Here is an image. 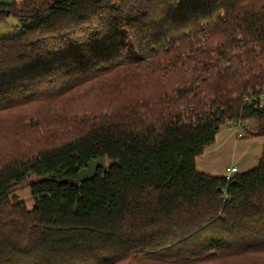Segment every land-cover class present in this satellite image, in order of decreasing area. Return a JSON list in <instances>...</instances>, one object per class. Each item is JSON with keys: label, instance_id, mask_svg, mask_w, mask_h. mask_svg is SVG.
Returning <instances> with one entry per match:
<instances>
[{"label": "trees", "instance_id": "1", "mask_svg": "<svg viewBox=\"0 0 264 264\" xmlns=\"http://www.w3.org/2000/svg\"><path fill=\"white\" fill-rule=\"evenodd\" d=\"M10 18L0 264H264V147L231 180L196 164L222 127L264 116L243 100L264 88V0L0 4Z\"/></svg>", "mask_w": 264, "mask_h": 264}, {"label": "crops", "instance_id": "2", "mask_svg": "<svg viewBox=\"0 0 264 264\" xmlns=\"http://www.w3.org/2000/svg\"><path fill=\"white\" fill-rule=\"evenodd\" d=\"M23 1L26 0H12V2ZM245 124L252 127L251 122ZM260 133H255L251 128L249 137L237 139L235 130L231 128L220 131L215 144L197 158L198 170L212 176H227L231 166H236L240 173L252 169L251 165L257 157L259 161L264 147V136H259Z\"/></svg>", "mask_w": 264, "mask_h": 264}, {"label": "rangeland", "instance_id": "3", "mask_svg": "<svg viewBox=\"0 0 264 264\" xmlns=\"http://www.w3.org/2000/svg\"><path fill=\"white\" fill-rule=\"evenodd\" d=\"M10 3H12V0H0V4H10ZM18 30H19V22L15 18H10L7 20L5 24L0 25V37L13 36L14 34L18 33ZM249 122H251V125H252L251 128L255 133H260L264 131V116L262 118H256L254 120H251ZM228 128L230 127L228 126L222 127L221 132L224 130L225 131L228 130ZM231 129L234 131V128H231ZM258 158L259 157H257L253 165H251L252 166L251 168L255 167V164L258 161ZM106 164L108 165V161ZM32 180L35 181V179H32ZM16 195L20 200L26 203L28 208H32L34 206L33 197L27 185L18 189L16 192Z\"/></svg>", "mask_w": 264, "mask_h": 264}, {"label": "built area", "instance_id": "4", "mask_svg": "<svg viewBox=\"0 0 264 264\" xmlns=\"http://www.w3.org/2000/svg\"><path fill=\"white\" fill-rule=\"evenodd\" d=\"M244 102L247 104H254L260 109H264V88L258 89L256 92H251L244 96ZM230 128H234L237 139H244L251 135V127L246 126L245 122L240 120L232 122L228 125ZM239 173V170L236 166H231L226 176L227 180H231L234 175Z\"/></svg>", "mask_w": 264, "mask_h": 264}, {"label": "water", "instance_id": "5", "mask_svg": "<svg viewBox=\"0 0 264 264\" xmlns=\"http://www.w3.org/2000/svg\"><path fill=\"white\" fill-rule=\"evenodd\" d=\"M106 163V158L91 160L86 168L79 171L76 179L64 178L59 182L70 183L79 186L81 182L93 178L99 168H103L106 171L108 168V165Z\"/></svg>", "mask_w": 264, "mask_h": 264}]
</instances>
